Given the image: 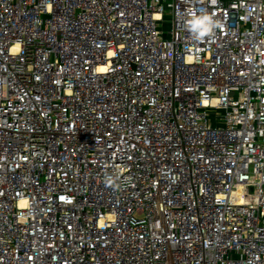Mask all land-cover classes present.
I'll use <instances>...</instances> for the list:
<instances>
[{"label": "built area", "instance_id": "2783aa9c", "mask_svg": "<svg viewBox=\"0 0 264 264\" xmlns=\"http://www.w3.org/2000/svg\"><path fill=\"white\" fill-rule=\"evenodd\" d=\"M0 264H264V0H0Z\"/></svg>", "mask_w": 264, "mask_h": 264}, {"label": "clouds", "instance_id": "9594fccd", "mask_svg": "<svg viewBox=\"0 0 264 264\" xmlns=\"http://www.w3.org/2000/svg\"><path fill=\"white\" fill-rule=\"evenodd\" d=\"M204 31H207V29L205 28Z\"/></svg>", "mask_w": 264, "mask_h": 264}]
</instances>
